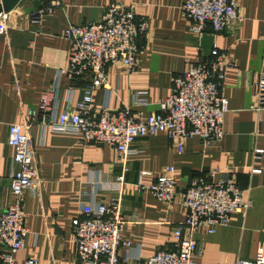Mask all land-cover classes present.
Returning <instances> with one entry per match:
<instances>
[{"label": "crops", "instance_id": "obj_1", "mask_svg": "<svg viewBox=\"0 0 264 264\" xmlns=\"http://www.w3.org/2000/svg\"><path fill=\"white\" fill-rule=\"evenodd\" d=\"M27 1L9 11L6 31L0 35V213L12 202L8 180L12 149L6 145L7 127L28 123L29 111L36 114L27 131L34 178L23 192L21 204L27 235L14 256L15 264L29 259L36 264H72L75 250L70 221L79 217V211L71 198L89 180L99 177L112 182L121 174L114 150L106 145L84 144L75 136L49 130L41 136L36 109L44 95V118L73 111L88 76L69 80L58 75L67 59L68 44L62 33L68 26L98 22L110 2L133 6L134 20H146L148 30L136 39L135 71L127 75L119 65L108 66L105 74L110 93L106 98L102 90H94L92 109L106 102L110 109L126 107L129 115L144 120L158 112L157 103L167 98L173 78L207 59L213 46L236 66L225 71L219 90L228 111L218 142L203 146L197 138H189L178 154L158 133L136 139L129 146L121 184V215L125 220L135 215L138 221L123 226L121 235L130 249L118 248L117 255L143 261L168 248L172 229L184 217V189L192 179L216 170L234 177L251 206L244 214L230 215L227 225L215 227L211 234L206 228L193 234L199 252L195 263L252 259L258 247L264 248V111L255 109L249 86L251 74H264V0L240 1V22L220 33L207 27L200 37L191 34V22L179 13L183 0H58L59 6L38 24L30 23V14L20 13ZM137 92L146 93L144 105L132 104ZM254 148L263 151L260 159L253 158ZM165 167L173 169L177 189L168 205L136 187L140 173L146 174L140 178L145 187ZM102 186L103 190L95 192V201L105 204L115 191L110 185ZM2 251L0 247V254Z\"/></svg>", "mask_w": 264, "mask_h": 264}, {"label": "built area", "instance_id": "obj_2", "mask_svg": "<svg viewBox=\"0 0 264 264\" xmlns=\"http://www.w3.org/2000/svg\"><path fill=\"white\" fill-rule=\"evenodd\" d=\"M240 1L183 0L179 13L191 22V34L200 37L207 27L213 33H220L240 22ZM58 6V0L47 1L30 14V23H40L45 14ZM8 19L9 12L0 13V35L5 33ZM147 30L146 20H134L133 6L120 2L108 3L96 23L68 26L62 33L68 44L66 64L58 75L69 80L87 75L88 83L82 88L81 98L73 111L64 110L57 116L44 118L47 102L44 95L36 106L41 136L49 130L52 134L75 136L84 144L106 145L114 150L121 165V174L114 181L106 180L105 183L99 177L89 180L71 198L79 211V217L70 221L75 250L72 264H196L199 252L193 234L199 228H206L211 234L215 227L226 226L230 215L244 214L251 206L232 175L211 170L206 177L192 179L184 189L181 196L184 217L172 229L168 248L158 250L143 261L117 255L118 248L130 249V243L121 235L123 226L138 221L135 215L129 220L121 215V184L126 171L124 163L130 154L129 146L136 139L158 133L165 136L178 154L183 142L189 138H197L203 146L218 142L223 136V117L228 111L227 100L219 90L225 71L236 69L235 64L213 46L207 59L198 61L173 78L167 98L157 103L158 112L144 120L129 115L126 107L110 109L106 102L97 110L92 109L94 90H102L106 98L110 93L105 74L108 66L119 65L127 75L135 71L139 51L136 39ZM249 86L255 109L264 111V74H251ZM145 96V92L134 93L132 104L144 105ZM35 115L34 111H29L28 123L7 127L6 145L12 149L8 172L12 202L0 213V247L3 250L0 264H15L14 256L23 248L27 235L21 204L22 194L34 178L27 131ZM252 153L254 159L263 155L258 148ZM172 173L171 167H165L145 187L140 185V178L146 174L140 173L137 190L146 191L157 202L168 205L177 195ZM102 184L110 185L115 191V196L105 204L95 201V192L105 188ZM20 264L36 263L29 259ZM220 264H264V248L258 247L250 260Z\"/></svg>", "mask_w": 264, "mask_h": 264}, {"label": "water", "instance_id": "obj_3", "mask_svg": "<svg viewBox=\"0 0 264 264\" xmlns=\"http://www.w3.org/2000/svg\"><path fill=\"white\" fill-rule=\"evenodd\" d=\"M19 0H0V13L11 11ZM46 0H31L25 3L20 8L21 14H31L35 10L41 8Z\"/></svg>", "mask_w": 264, "mask_h": 264}]
</instances>
